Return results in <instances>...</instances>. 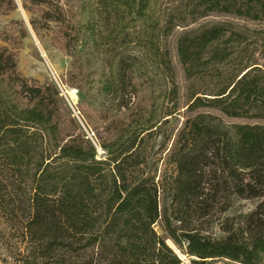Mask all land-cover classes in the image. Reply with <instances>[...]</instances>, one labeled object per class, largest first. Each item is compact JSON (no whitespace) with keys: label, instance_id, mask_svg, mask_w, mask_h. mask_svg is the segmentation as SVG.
<instances>
[{"label":"trees","instance_id":"1","mask_svg":"<svg viewBox=\"0 0 264 264\" xmlns=\"http://www.w3.org/2000/svg\"><path fill=\"white\" fill-rule=\"evenodd\" d=\"M177 1L21 0L35 37L71 60L62 84L77 92L96 146L54 85L18 72L26 31L13 23L21 29L0 34V264H264V126L221 119L264 121L260 69L230 64L217 72V94L200 98L205 56L228 67L213 50L224 28L178 40L188 117L168 154L170 177L151 172L146 143L175 114L163 119L145 88L156 72L173 78L162 39L210 15L264 23V0ZM16 11L15 0H0V17ZM103 42L141 50L137 72L102 60ZM171 86L162 98L176 102ZM104 87L117 104L93 112ZM253 201L261 202L253 212L227 217ZM217 224L221 240L211 234Z\"/></svg>","mask_w":264,"mask_h":264},{"label":"rangeland","instance_id":"2","mask_svg":"<svg viewBox=\"0 0 264 264\" xmlns=\"http://www.w3.org/2000/svg\"><path fill=\"white\" fill-rule=\"evenodd\" d=\"M182 1L183 0H178L177 2L182 3ZM15 3L17 5L16 12L5 17H0V34L14 33L21 29L20 26L12 27L13 23L25 27L26 38L18 53V72L25 79L34 80L40 85H54L59 90L61 97L71 111L73 118L78 123L87 141L96 146V138L93 132L86 127L79 114L81 101L78 98L77 92L69 90L62 84V80L69 69L71 60L65 58L58 51L54 50L50 45L48 37L44 35H41L38 38L35 37L29 27V22L33 18V15L23 10L21 0H15ZM215 27L224 28L225 36L220 42L214 45L213 50L221 54V58L226 60L228 67H226L227 69L225 67L219 68L216 65L217 61H213V59L210 60L208 57L209 55L205 56L203 67L197 71V74H200L201 78L196 84V92L200 94L199 97L205 98L203 95L215 96L218 92L216 87L219 83L217 72L230 70L232 69L231 65L234 67L240 64L246 65L254 62V64L257 65L255 68L260 69L261 71V74H258L257 78L264 77V23H251L222 15H210L208 18L202 19L186 29H177L172 33L171 37L162 39L161 46L163 53L166 54L168 52L173 62V78L170 79L168 77L165 79L163 76H160L161 73L156 72V76H150V79L146 80L145 88L147 90V99L149 103L153 98L157 99L156 106L161 110L163 119L166 115L170 114V112L175 115L163 121L159 126L158 132L146 143V154L149 158L151 172L157 170V178L165 175L167 177L172 176L174 169L170 165L168 154L172 148L175 136L181 131L185 119L188 117V114L186 113L188 106V84L185 81L184 73L178 63L176 44L178 40L186 34L200 33ZM0 46L4 47L1 43ZM101 52L103 54L102 60L105 62L108 60L107 58L110 57L114 59L118 58V60L123 62V65L125 66L124 68H131L135 72H137L136 69L139 65L138 60L144 56L143 52L134 45L125 46L119 44L116 45V47L111 48L107 42H103ZM136 78L144 80V76L141 74H137ZM197 78L198 77H195L196 80ZM171 84L175 85L178 89V100L176 102L170 97H167L164 100L162 98L168 87L172 89ZM106 88L107 87H104L102 89L99 97L97 95L98 99L96 102L90 103V106L94 110L93 112L100 111L107 113L117 104V102L114 101L116 98H114L111 91ZM71 92H75V98L70 95ZM200 113L212 114L214 117L218 116L212 111L203 110L200 111ZM221 119L226 127L238 125L264 126V121ZM98 152L99 155L103 156V153L99 149ZM260 203V201L237 202L227 217L249 214L253 212ZM156 232L162 236L159 228H156ZM211 234L216 240L224 238V235L220 232L218 224L212 228ZM167 244L172 250H174L171 243L167 242ZM181 259L186 262L185 258Z\"/></svg>","mask_w":264,"mask_h":264},{"label":"bare ground","instance_id":"3","mask_svg":"<svg viewBox=\"0 0 264 264\" xmlns=\"http://www.w3.org/2000/svg\"><path fill=\"white\" fill-rule=\"evenodd\" d=\"M70 95H71L72 97H74V98L76 97V96H75V92H71Z\"/></svg>","mask_w":264,"mask_h":264},{"label":"water","instance_id":"4","mask_svg":"<svg viewBox=\"0 0 264 264\" xmlns=\"http://www.w3.org/2000/svg\"><path fill=\"white\" fill-rule=\"evenodd\" d=\"M175 250V249H174ZM186 263V262H185Z\"/></svg>","mask_w":264,"mask_h":264}]
</instances>
